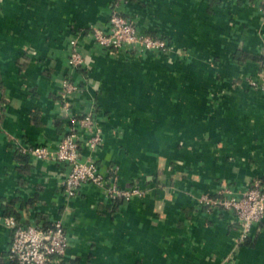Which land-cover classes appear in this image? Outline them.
Segmentation results:
<instances>
[{"label": "crops", "instance_id": "crops-1", "mask_svg": "<svg viewBox=\"0 0 264 264\" xmlns=\"http://www.w3.org/2000/svg\"><path fill=\"white\" fill-rule=\"evenodd\" d=\"M115 8L167 50L97 46L92 29ZM263 55L258 0H0V264H17L4 223L14 215L63 224L53 264H264V220L242 242L232 212L200 206L264 183ZM90 112L102 142L90 154L82 134V155L138 196L112 201L87 184L68 197L66 166L30 154L54 151Z\"/></svg>", "mask_w": 264, "mask_h": 264}, {"label": "built area", "instance_id": "built-area-1", "mask_svg": "<svg viewBox=\"0 0 264 264\" xmlns=\"http://www.w3.org/2000/svg\"><path fill=\"white\" fill-rule=\"evenodd\" d=\"M123 0H116L121 2ZM264 4V0H258ZM91 37L97 46L113 49L118 52H163L168 43L164 38H152L138 32L129 19L121 15L118 8L113 9L106 27H94ZM84 62L78 42H70L68 64L72 69H78ZM250 85L256 86L254 81ZM260 87L264 90V72L260 79ZM65 93H72L77 87L69 80L63 82ZM93 113H87L79 119H73L71 127L62 137L54 151L36 146L30 154L38 159L52 158L67 168L63 181V189L68 197H73L78 190L87 184L104 189L109 200H130L139 195L135 188L118 187L107 183L93 158L81 153V137L85 134L86 146L90 154L97 151L102 142L101 130L94 121ZM200 206L221 209L232 212L239 225L240 241H245L254 225L264 220V183L255 180L241 195L236 196L226 191L221 198L203 197ZM5 225L11 230L9 259L17 264H53L55 259L63 257L68 241L63 224L55 221L50 227L42 228L36 225H22L14 217L4 219Z\"/></svg>", "mask_w": 264, "mask_h": 264}, {"label": "trees", "instance_id": "trees-1", "mask_svg": "<svg viewBox=\"0 0 264 264\" xmlns=\"http://www.w3.org/2000/svg\"><path fill=\"white\" fill-rule=\"evenodd\" d=\"M254 59H257L264 66V55L263 56H260L259 58H254ZM13 217L17 220V217L15 215Z\"/></svg>", "mask_w": 264, "mask_h": 264}, {"label": "rangeland", "instance_id": "rangeland-1", "mask_svg": "<svg viewBox=\"0 0 264 264\" xmlns=\"http://www.w3.org/2000/svg\"><path fill=\"white\" fill-rule=\"evenodd\" d=\"M86 137H87V136H86ZM100 145H101V143H100ZM100 145L98 146L97 150L99 149Z\"/></svg>", "mask_w": 264, "mask_h": 264}]
</instances>
